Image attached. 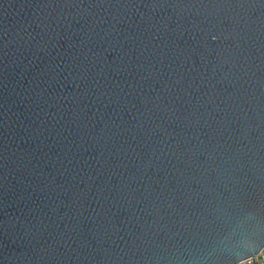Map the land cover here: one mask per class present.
<instances>
[{
  "label": "water",
  "instance_id": "95a60500",
  "mask_svg": "<svg viewBox=\"0 0 264 264\" xmlns=\"http://www.w3.org/2000/svg\"><path fill=\"white\" fill-rule=\"evenodd\" d=\"M263 246L264 0H0V264Z\"/></svg>",
  "mask_w": 264,
  "mask_h": 264
},
{
  "label": "built area",
  "instance_id": "2783aa9c",
  "mask_svg": "<svg viewBox=\"0 0 264 264\" xmlns=\"http://www.w3.org/2000/svg\"><path fill=\"white\" fill-rule=\"evenodd\" d=\"M237 264H264V246L257 255L252 258L243 260Z\"/></svg>",
  "mask_w": 264,
  "mask_h": 264
}]
</instances>
